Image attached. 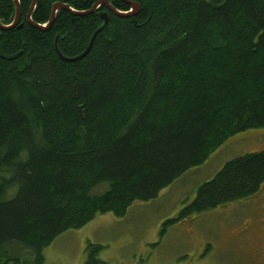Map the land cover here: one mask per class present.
<instances>
[{"label": "trees", "instance_id": "1", "mask_svg": "<svg viewBox=\"0 0 264 264\" xmlns=\"http://www.w3.org/2000/svg\"><path fill=\"white\" fill-rule=\"evenodd\" d=\"M20 1L22 27L0 29L4 53L22 52L0 57V264H43L65 231L125 217L230 138L264 128V0H131L132 17L105 4L61 9L49 29L29 24L32 0ZM99 1L38 0L32 17L48 24L56 3ZM15 16V0H0V22ZM98 29L85 57L59 56L56 42L76 57ZM263 186L264 149L227 162L182 215ZM102 248L89 245L85 264H107Z\"/></svg>", "mask_w": 264, "mask_h": 264}, {"label": "rangeland", "instance_id": "2", "mask_svg": "<svg viewBox=\"0 0 264 264\" xmlns=\"http://www.w3.org/2000/svg\"><path fill=\"white\" fill-rule=\"evenodd\" d=\"M263 149L264 128L230 138L157 198L135 202L125 217L98 214L85 226L59 235L43 250L44 264H85L89 245L103 246L99 258L107 264H252L242 251L257 244L264 248V186L249 198L207 212H182L227 162ZM248 224L252 241L244 245L242 232Z\"/></svg>", "mask_w": 264, "mask_h": 264}, {"label": "water", "instance_id": "3", "mask_svg": "<svg viewBox=\"0 0 264 264\" xmlns=\"http://www.w3.org/2000/svg\"><path fill=\"white\" fill-rule=\"evenodd\" d=\"M125 1H127V2H129L131 4L132 10L130 12L120 11V10L116 9L109 2V0H101V1L97 2L96 4H94V6L89 11H77V10L73 9L72 7H70L67 4L56 3L53 6L51 19L48 22V24H38V23H36L33 20V17H32L33 13H34V11L36 9L38 0H32V4H31L30 9H29V11L27 13V21L33 27L41 28V29H49L53 25V23L55 22V19H56V16H57V12L59 10H61V9H65V10H67L69 12H73L75 14L86 15V14L93 13V12L97 11L100 8V6L103 5V4L107 5V7L112 12H114L115 14H117L119 16H125V17L136 16L140 12V9H141L140 4L137 3V2L131 1V0H125ZM15 5H16V16H15L14 21L11 24H9V25H3L0 22V29L1 30L7 31V30H10V29L18 26V25H19V27H22L23 24H20L21 23V18H22L21 1L20 0H15ZM102 17H103V19L105 20L106 23L109 21V14L107 12L102 13ZM99 31H100V29L95 32V34L93 35V37H92L87 49L82 54H80V55H78L76 57H66V56H64L61 53L60 49L58 48V45H57V42H56V49H57V52H58L59 56L62 59L66 60V61H76V60H79V59L85 57L87 55V53L91 50V48L93 46V43H94V40H95L97 34L99 33ZM1 37H2V34H0V57L5 59V60L17 59L22 54V52H19V53H16V54H12V55L5 54L3 49H2V45H1Z\"/></svg>", "mask_w": 264, "mask_h": 264}, {"label": "flooded vegetation", "instance_id": "4", "mask_svg": "<svg viewBox=\"0 0 264 264\" xmlns=\"http://www.w3.org/2000/svg\"><path fill=\"white\" fill-rule=\"evenodd\" d=\"M249 231L250 225L248 224V226L244 227L242 232V242L244 243V245H248L250 244V241H252ZM242 254L244 257L248 258L252 264H264V248L260 244H257L252 251H250L249 249L243 250Z\"/></svg>", "mask_w": 264, "mask_h": 264}, {"label": "bare ground", "instance_id": "5", "mask_svg": "<svg viewBox=\"0 0 264 264\" xmlns=\"http://www.w3.org/2000/svg\"><path fill=\"white\" fill-rule=\"evenodd\" d=\"M107 6V5H106ZM101 7V6H100ZM91 10V9H90ZM132 10V7H131V9L129 10V11H127V12H130ZM105 13V12H104ZM129 17H132V16H129ZM104 23L106 24V22H105V20H104ZM100 29H102V28H100ZM99 30V29H98Z\"/></svg>", "mask_w": 264, "mask_h": 264}]
</instances>
